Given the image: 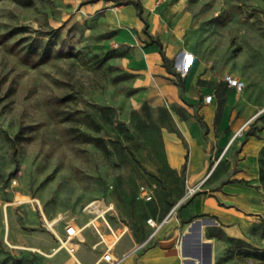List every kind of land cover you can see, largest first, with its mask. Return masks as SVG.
<instances>
[{"label": "rangeland", "instance_id": "rangeland-1", "mask_svg": "<svg viewBox=\"0 0 264 264\" xmlns=\"http://www.w3.org/2000/svg\"><path fill=\"white\" fill-rule=\"evenodd\" d=\"M158 1L169 37L178 38L176 81L183 53L189 69L235 72L246 83L239 100L254 113L245 135L256 134L264 122V0ZM82 5L0 0V264H75L60 237L68 223L93 217L87 208L103 213L113 202L106 217L119 226L141 218L146 158L137 152L145 141L120 125L117 107L102 109L130 92L128 75L104 58L105 41ZM260 170L264 193V148ZM58 217L53 231L46 220ZM80 237L77 256L92 264L98 238L91 228ZM263 250L264 221L230 242L225 260L264 264Z\"/></svg>", "mask_w": 264, "mask_h": 264}, {"label": "crops", "instance_id": "crops-1", "mask_svg": "<svg viewBox=\"0 0 264 264\" xmlns=\"http://www.w3.org/2000/svg\"><path fill=\"white\" fill-rule=\"evenodd\" d=\"M79 1L81 12L96 21L106 53L114 52L107 62L128 75L130 92L121 95V103L103 107H117L120 125L142 135L144 152H137L146 158L141 186L153 191L150 201L139 192L143 210L137 223H111L125 231L113 256L119 264H230L225 260L228 244L264 221L259 187L264 122L259 121L256 134L235 138L241 127L248 129L253 107L239 100L224 75L189 69L184 53L176 70L179 85L152 42L160 40L167 58H175L178 38L169 37V14L160 1L135 0L142 17L135 4L123 0ZM207 94H213L210 103L204 100ZM150 218L156 226L147 222ZM89 228L98 238L92 264H108L100 260L105 246L92 227L83 231ZM81 242L75 264H84L77 256Z\"/></svg>", "mask_w": 264, "mask_h": 264}, {"label": "built area", "instance_id": "built-area-1", "mask_svg": "<svg viewBox=\"0 0 264 264\" xmlns=\"http://www.w3.org/2000/svg\"><path fill=\"white\" fill-rule=\"evenodd\" d=\"M224 81L227 85L234 89L236 93H241L246 88V83L244 80L239 77L234 76L231 73H227L224 75ZM213 99V94H207L204 97L205 102L210 103ZM247 124L241 127L235 134V138H241L244 135L245 128ZM140 196L148 201L153 199V191L145 186L140 187ZM105 210L103 213H100L98 210H94L91 208L85 209L86 213L93 214V217L85 224V226L79 227L75 223H68L65 226V233L62 237H60L61 247L65 248V250L74 256L78 250V241L81 239L80 234L88 225V227H92L94 232L100 238V242L104 244V251L100 258L101 261L107 262L108 264H119L120 259H117L112 254L113 246L119 241L125 231H118L115 229L110 221L107 219L106 214L113 210L112 204H106ZM150 225L156 226V223L153 219H148L147 221ZM146 242L141 244L143 246ZM79 264V262H77Z\"/></svg>", "mask_w": 264, "mask_h": 264}, {"label": "trees", "instance_id": "trees-1", "mask_svg": "<svg viewBox=\"0 0 264 264\" xmlns=\"http://www.w3.org/2000/svg\"><path fill=\"white\" fill-rule=\"evenodd\" d=\"M123 3H133L135 4L138 8H139V15L142 17V9H141V4L138 2V1H135V0H123ZM145 21V20H144ZM145 24L146 26L148 25L147 22L145 21ZM19 29H16L14 30L13 33H16L15 31H18ZM145 32L148 34V30H147V27L145 28ZM153 43H157L159 45V48H160V54L163 58V62H164V65L169 69V71L171 73H173V70L171 68V60H169V58H167V56L165 55V52L163 50V46H162V43L160 40L156 39V40H152ZM114 54L113 51H108L105 55V59H109L110 57H112ZM179 85L182 87V83H179ZM103 109V112H108L109 110H111L112 108L111 107H105V108H102ZM254 133H250L249 135H253ZM258 258L264 262V250L260 252V254L258 255Z\"/></svg>", "mask_w": 264, "mask_h": 264}, {"label": "bare ground", "instance_id": "bare-ground-1", "mask_svg": "<svg viewBox=\"0 0 264 264\" xmlns=\"http://www.w3.org/2000/svg\"><path fill=\"white\" fill-rule=\"evenodd\" d=\"M59 222H60V217L55 218V219L52 220V221L46 220V223H47L48 227H49L50 229H52L53 231H55L54 227H55L56 225H58ZM87 226H88V225H87Z\"/></svg>", "mask_w": 264, "mask_h": 264}]
</instances>
